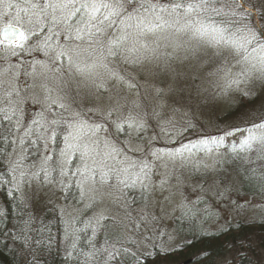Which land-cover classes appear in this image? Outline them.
I'll return each instance as SVG.
<instances>
[{
	"label": "snow or ice",
	"instance_id": "snow-or-ice-1",
	"mask_svg": "<svg viewBox=\"0 0 264 264\" xmlns=\"http://www.w3.org/2000/svg\"><path fill=\"white\" fill-rule=\"evenodd\" d=\"M0 64V143L7 145L0 148L7 173L0 187L5 195L26 209L43 188L63 194L75 186L81 202L86 193L93 194L88 207L97 196L107 199L134 233L142 227L149 233L141 239L127 236L131 247L107 241L97 247V230L117 223L116 216L100 212L88 222L87 251L77 247L80 238L72 234L65 250L69 260L75 252L83 264H123V258L144 264L204 240L196 253L201 264H243V241L239 247L224 241L229 254L223 257L213 256L211 242L248 220L253 209H264V116L244 126L217 124L216 135L203 134L176 149L131 145L133 133L138 138L145 130L141 113L146 115L149 106L160 115L165 98L186 89L189 101L203 104L205 82L213 99L234 93L259 98L264 92V0H0ZM23 77L30 82L21 84ZM34 89L39 93L22 96ZM133 92L136 99L129 97ZM26 101L41 106L30 123L21 107ZM194 127L189 120L183 130ZM121 133L129 139L118 145L115 135ZM226 143L232 162L247 165L242 172L235 169L237 175H215L227 163L216 159L203 165L206 178L190 194L181 191L184 179L175 171L154 179L158 166H175L179 160L183 169L194 150L219 157ZM193 168L198 172L199 163ZM253 179L258 204L239 195V185ZM155 193L162 203L153 202ZM138 199L144 208L133 216ZM169 204L171 211L165 208ZM164 217L179 226L160 230L156 222ZM33 219L30 212L26 223ZM182 221L188 222L187 230ZM247 246L259 247L257 264H264V240L259 245L249 240Z\"/></svg>",
	"mask_w": 264,
	"mask_h": 264
},
{
	"label": "rangeland",
	"instance_id": "rangeland-1",
	"mask_svg": "<svg viewBox=\"0 0 264 264\" xmlns=\"http://www.w3.org/2000/svg\"><path fill=\"white\" fill-rule=\"evenodd\" d=\"M40 58V57H36ZM15 58H13V61ZM0 67H4L0 64ZM206 71V70H205ZM141 83L145 81V77H140ZM25 81H29L28 77H23L21 84ZM197 84L201 83L199 80L196 81ZM203 87L208 89L207 95L208 99H204V95L201 96V101L203 104L196 103L188 100L190 89H186L183 94L177 93L171 99L165 98V108L160 115H153V108L149 106L147 108V114L143 112L141 115L145 121V130L137 138L135 133H133L132 147L144 149L149 147L150 143L152 147L155 148H169L176 149L180 148L181 144H187L189 141H195L198 137L203 134H217V128L215 125H219L221 128L228 124H237L244 126L246 120H251L253 118H259L264 116V108L261 107L264 104V92L259 94V98L256 97H243L238 93H234L228 98L215 97L212 98V87L207 82L203 84ZM39 89H34L32 92L22 91V96H31L33 93H39ZM107 94L101 98L105 99ZM130 99H136L134 92L129 94ZM191 105V107H189ZM23 115L25 121L30 123L31 119L36 118L38 113L41 111V106L33 101H26L22 106ZM238 107L237 112L231 117H225V113L229 112L232 108ZM176 109V110H174ZM159 111V109H157ZM171 121V124L164 123L165 121ZM191 120L195 125L194 128L184 131L185 125ZM163 128V130H162ZM114 132V130H112ZM128 136L125 134H116L115 140L118 145L127 143ZM230 146L226 143L218 149L220 153L219 157L209 158L203 152L196 153L194 150V155L190 158L189 162L185 164L183 169L180 168V161L177 160L175 166L172 163H168L165 168L162 165L158 166L156 170V176L154 179L159 180L161 176L171 174L173 171L176 175H181L184 179V184L180 186L181 191L185 194H190L191 189L198 183H202L206 178V171L203 167L204 164L212 165L216 159H223L227 163L223 165V168L219 169L215 175L223 176L225 172L232 175H237L235 168L232 164H229L228 159L225 154L226 147ZM187 155V153H186ZM199 163V171L197 172L193 165ZM174 183V182H173ZM240 187V185H239ZM27 191V190H26ZM166 195V193H165ZM240 196L245 199L253 200V203H260L261 196L244 195L241 191ZM255 197V199H254ZM179 196L177 195V199ZM235 198V197H234ZM93 194L86 193L83 201L81 202L78 190L75 186L65 190L62 194L59 190H50L49 188H43L40 196L34 201L33 206L26 208L28 211L36 214H47L48 216L59 215L64 222V226L70 238L75 232V228H90L88 222L93 219L94 216L100 212H105L106 214L114 215L117 218V223H106L104 228H107L108 235L112 237L111 240L107 242L109 244L123 243L125 247H131V244L127 241L126 237L132 235L135 239H141L145 235H149L146 229L141 228L139 233H134L131 228V222L124 219L123 212L119 211L114 207L109 200H100L96 197V203L92 207L87 205L92 202ZM153 202L160 201L163 202L162 197L159 193L153 194ZM172 205H165L167 211H171ZM135 211L133 216L140 209L144 208V201L138 199V202L133 205ZM63 209V211H61ZM179 213H177L178 215ZM264 215V209H253L250 213L248 220H240L244 224H253L258 221L261 216ZM173 220L168 217L156 222L160 226V230L170 231L173 229ZM80 225V226H79ZM78 226V227H77ZM127 229V230H126ZM154 241L159 243L160 238L153 237ZM255 245V241H253ZM247 252V258L243 261V264H257L261 252L258 247L255 250L249 249ZM227 253L226 255H228ZM225 255V256H226ZM237 260H239L237 258Z\"/></svg>",
	"mask_w": 264,
	"mask_h": 264
},
{
	"label": "trees",
	"instance_id": "trees-1",
	"mask_svg": "<svg viewBox=\"0 0 264 264\" xmlns=\"http://www.w3.org/2000/svg\"><path fill=\"white\" fill-rule=\"evenodd\" d=\"M237 110L238 107H234L224 115L227 118L231 117ZM0 148L7 149V145L0 143ZM225 154L228 156L229 164H232L235 169L239 168L242 172L243 168L247 167L243 160L232 162L233 154L230 151V146L226 147ZM6 176L5 166L0 164V180ZM258 176L259 171H257ZM240 191L244 195L260 196L256 179L240 185ZM17 203V200L6 196L4 188L0 187V212H2L0 214V264H33V261L35 264H83V257L78 260L75 252L70 260L65 254V250L70 247V237L67 235L64 222L59 215L54 213L48 216L31 212L36 219H33L31 223H26L29 220L30 211L17 207ZM181 224L185 230L188 229L187 221H182ZM238 224L239 226L233 228L226 236L211 242L213 256L223 257L229 253L224 241H231L236 247H239L240 242L243 241L245 251H248L247 241L252 239L255 241V245H259L260 241L264 240V215L253 224H244L239 221ZM178 226L174 221L173 228ZM74 233L80 238L77 241V247L87 251L89 249L88 238L92 236V230L87 227L78 230L75 228ZM189 235L191 234L189 233ZM93 239L96 246L100 247L112 237L108 235L107 228H103L97 230ZM35 241H40V243H35ZM205 243L204 240H194L191 247H186L183 251H178L167 259L148 258L144 264H201L196 253L205 246ZM237 258L240 259V257ZM123 264H130V262L127 258H123Z\"/></svg>",
	"mask_w": 264,
	"mask_h": 264
}]
</instances>
